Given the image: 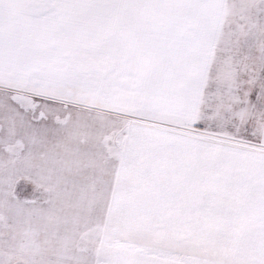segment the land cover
<instances>
[{"label":"snow or ice","instance_id":"snow-or-ice-1","mask_svg":"<svg viewBox=\"0 0 264 264\" xmlns=\"http://www.w3.org/2000/svg\"><path fill=\"white\" fill-rule=\"evenodd\" d=\"M0 143V203L118 215L109 264H264V0H0Z\"/></svg>","mask_w":264,"mask_h":264},{"label":"rangeland","instance_id":"rangeland-1","mask_svg":"<svg viewBox=\"0 0 264 264\" xmlns=\"http://www.w3.org/2000/svg\"><path fill=\"white\" fill-rule=\"evenodd\" d=\"M5 145L0 143V149ZM7 151H0V190L8 184L11 176L10 193L13 200L15 186L30 183V177L22 166L9 163ZM2 200V197H0ZM74 198L65 197L64 212L53 214L49 211L24 210L17 204L0 203V226L9 224L14 228L19 241L12 257L18 264H55L57 257L67 248L78 253V258L89 264H109L121 241L135 239L122 230L121 218L107 210L96 209L90 204L87 213L77 215Z\"/></svg>","mask_w":264,"mask_h":264}]
</instances>
